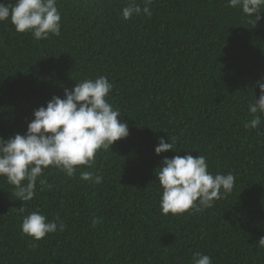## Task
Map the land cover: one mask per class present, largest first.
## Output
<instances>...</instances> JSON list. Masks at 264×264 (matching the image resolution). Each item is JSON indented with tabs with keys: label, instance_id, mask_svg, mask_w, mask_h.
<instances>
[{
	"label": "trees",
	"instance_id": "1",
	"mask_svg": "<svg viewBox=\"0 0 264 264\" xmlns=\"http://www.w3.org/2000/svg\"><path fill=\"white\" fill-rule=\"evenodd\" d=\"M125 4L57 0L61 35L40 41L0 22V136L25 133L53 95L101 75L129 128L84 169L100 184L49 168L52 187L37 184L24 203L0 177V264H192L195 252L212 264H264V117L244 127L264 79V8L255 21L227 0H152L151 17L124 20ZM159 137L176 151L157 155ZM189 153L213 175L232 173L233 191L199 213L163 215L156 171L163 157ZM36 210L58 230L32 247L20 225Z\"/></svg>",
	"mask_w": 264,
	"mask_h": 264
},
{
	"label": "clouds",
	"instance_id": "2",
	"mask_svg": "<svg viewBox=\"0 0 264 264\" xmlns=\"http://www.w3.org/2000/svg\"><path fill=\"white\" fill-rule=\"evenodd\" d=\"M152 0H126L121 9L124 20L136 16H152ZM227 6L239 8L245 15L259 21L264 8V0H227ZM18 33H31L37 41L61 35V13L57 0H15L4 3L0 0V22L9 20ZM259 86V99L255 97L249 104L248 112L252 118L244 123L245 129H257L264 117V79L256 82ZM113 85L106 76L84 79L76 82L70 90L63 88L64 97L53 95L46 107L40 106L33 111L34 119L25 133H17L7 139L0 136V177L12 186L17 199L31 201L36 195L37 184L40 191L52 187L44 178L45 170L56 169L68 177L79 172L81 180L90 184H100L103 177L90 170L95 166L96 155L111 150L114 142L129 135L128 125L122 122L119 109L107 99ZM170 140V138H169ZM174 140L165 142L158 138L154 151L157 155L174 149ZM176 151V150H175ZM162 189L160 208L163 215H180L188 212L199 213L213 207L216 200L222 199L233 191L235 176L232 173L213 175L208 171L205 156L163 157L156 171ZM24 205V204H23ZM19 208L24 212V206ZM102 223L93 217L92 226ZM21 233L33 240L40 241L49 233H55L57 221H49L39 212L32 211L22 218ZM64 224L59 223V231ZM264 248V237L258 241ZM192 264H212L211 257L195 252Z\"/></svg>",
	"mask_w": 264,
	"mask_h": 264
}]
</instances>
